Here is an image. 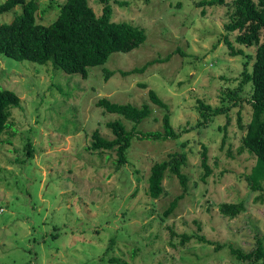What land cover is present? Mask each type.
Listing matches in <instances>:
<instances>
[{"label": "rangeland", "instance_id": "obj_1", "mask_svg": "<svg viewBox=\"0 0 264 264\" xmlns=\"http://www.w3.org/2000/svg\"><path fill=\"white\" fill-rule=\"evenodd\" d=\"M36 1L37 22L43 25L57 19L58 6L65 2ZM89 1L101 15L98 1ZM200 1L127 0V5L115 6L113 21L145 29L147 40L130 53H114L104 65L90 68L87 79L51 63L0 55V87L21 99V106L11 110L12 127L0 136V264H248L231 249L250 253L258 239L264 244V192L254 193L246 180L256 156L239 153L245 133L237 123L239 108L230 111L229 123L226 116H218L177 141H133L129 165L120 171L115 170V151L98 155L89 149L96 130L114 139L109 122L122 120L128 130L134 126L100 107L102 98L149 106L151 114L139 125L140 131H163L169 114L173 128L181 132L202 120L199 100L216 108L238 88L246 56H252L251 68L257 48L238 44L235 33L225 30L232 0L206 7L205 15L197 5ZM21 11L17 7L0 15V26ZM226 36L245 55H231ZM153 61L157 63L143 74H121ZM105 70L115 72L108 81ZM150 90L168 110L152 103ZM251 95L252 85L247 84L243 98ZM243 106L247 124L250 108L246 102ZM204 147L213 169L205 181ZM183 152L188 155L182 168L188 191L178 208L166 215L184 188L167 172L164 194L152 199L148 178L153 165ZM240 201L246 209L238 217L220 214V204ZM170 229L194 238L182 245Z\"/></svg>", "mask_w": 264, "mask_h": 264}, {"label": "trees", "instance_id": "obj_2", "mask_svg": "<svg viewBox=\"0 0 264 264\" xmlns=\"http://www.w3.org/2000/svg\"><path fill=\"white\" fill-rule=\"evenodd\" d=\"M101 6V15H97L89 0H65L62 6H58L60 13L57 19L49 25L37 22L39 5L36 0H5L0 4V15L10 13L17 7L22 11L17 14L10 23L0 26V55L7 56L17 61H30L40 65L51 63L56 69H61L69 75L79 74L84 79L89 76V69L102 66L107 63L114 53H130L141 47L147 40L146 31L127 22L113 21L115 6L127 5V0H97ZM150 2L151 0H145ZM226 0H202L197 3L205 15L206 7L225 6ZM232 13L230 21L224 25L229 33H235L236 42L246 48H257L252 67L251 55H247L243 79L237 89L231 90L223 101L227 103L212 107L210 104L199 100V113L202 120L195 126L185 128L177 132L172 124L169 114L163 119V131L143 132L139 125L151 114L149 106L142 108L132 104H118L107 98H102L98 105L107 113L116 114L134 124L128 130L122 120L109 122L107 127L112 131L114 139L109 140L100 135L96 130L93 133V141L89 149L98 155L105 151H115L117 159L114 166L120 171L129 165L128 151L133 141H177L185 134L194 130L209 126L214 118L226 116L230 121V111L239 108L237 123L243 130L242 146L239 153L245 151L256 156V165L252 172L246 175V180L255 192H264V0H232ZM225 42L231 50V55H245L243 50H235L231 41L226 36ZM162 62V61H161ZM157 63L153 61L143 68L130 72H121L122 75L133 73L143 74L148 66ZM106 81L115 75V72L105 70ZM252 85L250 98H243L245 86ZM146 88V85H142ZM152 103L168 110L169 106L157 95L154 90L149 92ZM244 102L250 108V121L244 124ZM21 106L19 95L9 89L0 87V136L9 127L13 108ZM225 139V138H224ZM225 141V140H224ZM224 143V142H223ZM28 155L32 157L34 152L32 142L29 141ZM201 166L204 169L202 179L205 181L212 175L213 169L209 164L208 149L202 151ZM231 155V154H230ZM188 160L187 153L183 152L171 156L169 161H163L153 165L148 178V193L152 199H159L164 194L163 182L167 172L178 177L184 193L175 197L170 203L166 215L173 213L180 201L188 191V177L182 173V168ZM261 201H264V193ZM244 202L222 203L219 212L222 216L234 219L245 212ZM172 237L181 238L182 245L190 242L193 237L186 234L179 235L170 229ZM199 241L208 245L214 243L204 237L195 236ZM231 253L239 261H247L248 264H264V244L258 239L256 250L245 253L239 248H232ZM116 261V260H115Z\"/></svg>", "mask_w": 264, "mask_h": 264}]
</instances>
